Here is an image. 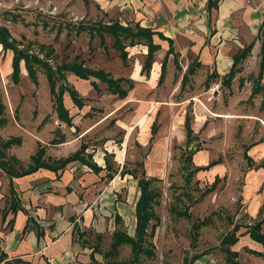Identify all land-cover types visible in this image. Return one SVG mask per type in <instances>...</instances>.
<instances>
[{
  "label": "rangeland",
  "instance_id": "1",
  "mask_svg": "<svg viewBox=\"0 0 264 264\" xmlns=\"http://www.w3.org/2000/svg\"><path fill=\"white\" fill-rule=\"evenodd\" d=\"M100 7L92 0H0V29H4L12 38L11 43L18 56L22 57L18 63V82L14 84L9 78L13 51L4 49L0 44V170L3 173L6 174L5 167L15 172L25 171L32 164L30 156L37 150L40 151L41 161L54 162L55 158L49 154L46 143L50 145L70 135H77L83 122L84 127H91L85 135L88 137H81L86 147L100 145L109 139L112 141L107 142L108 148L110 144L121 140L122 131L115 126L114 121L124 115L122 103L106 90L103 82L92 76L87 80L76 78L73 73L60 67L62 64L80 61L89 69L102 68L116 76L118 64L113 59L117 51L111 47L113 38L104 33L103 43L100 44L94 26L117 19L104 12V7ZM124 49L127 52V65H130L133 62L131 51L129 46ZM161 59L162 56L158 61ZM183 63L177 53L168 55L162 79L151 90L150 97L155 98L159 104L156 106V115L150 118L149 134L157 117L159 119L152 139L142 146L136 141L132 142L124 150L123 170L135 172L138 178L143 168L145 175L151 178L150 187L159 192L153 206L154 217L147 227L149 233L151 225H154L152 235L146 237L151 244L149 248L152 255L141 254L135 264H264L253 254L245 253L246 249L238 248L234 255L227 256L223 251L226 246L221 244L222 237L232 231L233 226L237 227L235 235H238L244 231L245 226L256 223L255 220H247V215L243 213L241 194L246 183L243 176L252 170L255 172L259 167L264 168V150L263 157L257 162L250 161L245 151L253 141V128L243 119L241 123H230L231 120L220 125L214 124L215 129L223 132L219 133L223 136V142L218 148L202 150L200 131L203 128L188 143L184 138L179 141L176 139V124L171 121L176 108L172 101L183 98L186 93H198L208 85L206 79H193L190 76L193 72L186 73L182 79L186 71L182 69ZM25 66L30 68L31 76L27 74ZM47 74L51 76L54 90L62 91V102L71 115L74 132L59 121L52 110ZM255 77H243L249 81L247 87L250 93L245 99H238L239 109L232 111L257 110L252 97L256 94L264 97V91L257 88ZM243 79L238 80V89L243 85ZM90 80L97 84V91L91 88ZM67 88L75 90L82 107L77 108L71 102ZM220 88L229 90V84ZM220 88L214 89L215 93L209 94V97L213 99L218 96V92H222ZM189 101L185 106L188 112L191 111L192 103ZM13 137L19 138L17 144L12 142L9 146L3 145ZM203 155L211 160L224 158L226 162L224 171L215 176L216 181L212 187V173L207 169H198V166L207 163V160L202 161ZM105 158L113 168L120 170L112 154ZM138 162L143 167L136 166ZM136 178L130 177L117 189L114 193L116 201L126 200L129 206H133L138 195ZM101 180L107 184V178L103 176ZM99 192H94L97 195L94 201L95 216L99 223L96 220L95 226L87 228L76 226V241L81 247L91 249L98 264H129L132 256L127 244H120L113 257H105L103 254L110 247L114 230L133 236L132 213L130 211V216L124 221L115 220L112 217V197H103L100 207ZM262 215L264 204L258 212L259 217ZM227 247L233 251L231 246ZM261 252L264 253V246ZM210 258L213 262H209Z\"/></svg>",
  "mask_w": 264,
  "mask_h": 264
},
{
  "label": "crops",
  "instance_id": "2",
  "mask_svg": "<svg viewBox=\"0 0 264 264\" xmlns=\"http://www.w3.org/2000/svg\"><path fill=\"white\" fill-rule=\"evenodd\" d=\"M92 2L101 5L100 9L104 7L103 11L117 19L121 25L137 23L140 27L150 28L165 38L161 39L157 34L152 35L153 43L159 45V49L155 51L147 76L139 73L142 62L140 60L146 53L144 45L129 46L130 55L133 57L130 65L122 64L118 52L114 56L113 61L118 64L117 74L113 76L108 73L114 78L131 79L133 86L123 98H116L122 103L124 112L121 119L116 118L114 121L115 126L122 131L121 140L110 144L108 148L106 144L112 140L106 139L100 145H90L91 147L87 146L85 149L91 154V160L96 165L104 166L103 155L106 151L112 154L116 167L119 166L121 169L126 146L129 147L130 143L135 141L142 146L151 137L150 118L156 115V106L159 104L155 98L150 97V94L159 84H157L160 65L158 58L163 57L168 49L167 40L171 41L173 52L183 60L182 69L192 65L193 73L190 76L193 79L208 80V85L198 93L189 95L186 93L183 98L172 101L176 108L171 118L176 124L175 131L178 133L176 139L178 141L185 139L183 121L185 106L190 99L191 129L193 136L201 132L202 150L221 147L223 136L219 133L223 132L213 127L215 123L220 125L231 120L230 123L234 121L241 123L243 119L253 128V141L247 145L249 147L245 151L246 154L251 162H257L263 157L264 107L260 106L262 94L252 97L257 110L251 109L250 112L232 110L239 109L238 99L239 101L245 99L250 93L247 87L249 81L243 77L256 76L259 70L261 40L264 38V0H216L215 7H207V0H92ZM248 45H251L248 53L233 66L232 57ZM231 68L232 76L226 83L224 79ZM240 79L244 81L238 89L236 85ZM228 84L229 90H221L222 85ZM259 85L264 88V65ZM217 88L223 93L219 91L218 96L211 99L209 94H214V89ZM137 90L143 91L136 92ZM226 92L227 95H224ZM239 94L240 97L237 98ZM83 123L77 135H70L50 145L46 143L49 154L55 160L66 157L80 144L85 145L81 137L87 138L85 135L91 127L90 125L84 127ZM158 123L157 117L156 128ZM201 128L203 129L199 132ZM72 131L74 132L75 128H72ZM201 159L207 160L202 166L211 160L204 155ZM211 161L215 163L207 170L212 176L217 177L224 171L225 159L219 160L217 157ZM104 174V170L94 173L86 165L77 162H70L56 172L38 168L19 177H10L0 170V264H6V261L13 259L19 260L22 264H98L91 249L81 247L74 234L76 226L87 228L95 226L96 220L98 221L94 205L97 195L95 196L94 192L100 191L99 206L103 197L109 199L112 197V217L118 215L124 221L130 216L131 211L134 225V204L137 199L136 197L133 206H129L126 200L118 202L114 198L117 189L131 177L129 174L116 173L107 180V184L101 180ZM263 176L264 168L260 167L255 172L252 170L248 175L245 174L243 177L246 183L241 196L242 211L247 215V220L259 221L260 230L264 234L262 219L264 215L258 216L264 204ZM244 231L239 232L231 249L234 252H238V248L246 249L245 253L253 254L263 263L262 256L250 252H261L262 245L252 240ZM90 254L94 259L92 262ZM209 262H213L211 258Z\"/></svg>",
  "mask_w": 264,
  "mask_h": 264
},
{
  "label": "trees",
  "instance_id": "3",
  "mask_svg": "<svg viewBox=\"0 0 264 264\" xmlns=\"http://www.w3.org/2000/svg\"><path fill=\"white\" fill-rule=\"evenodd\" d=\"M216 0H207V7H215ZM95 30L98 33L99 37V43H103V34H109L113 38V42L111 47L118 52V56L120 60L122 61L123 65H127V52L125 51L126 46H133L136 44H141L146 47V53L143 56V60L141 62V67L139 73L141 75L147 76L150 65L153 61L154 53L157 49H159V45L153 43L152 35L157 34V36L161 39H165L160 33L154 32L150 28L146 27H140L137 23H133L132 25H121L116 20L108 22L106 24H98L95 25ZM167 40V39H166ZM169 47L164 53L160 65H159V76L157 84L160 83V80L162 79V74L165 68V62L169 54H172L173 48L171 45V41L167 40ZM12 38H10L4 29H0V44L5 49H11L13 51V56L11 58V72L9 74V78L11 79L12 83L18 82V75H19V59L22 57L18 56L15 46H13ZM251 45L246 46L243 48L239 53L235 54L232 57V64L238 62L241 58L245 57V55L248 53ZM264 38L261 40V61L259 65L258 73L255 77V82L257 85V88H261L264 91V88L259 85V78L260 73L263 69V58H264ZM24 57V56H23ZM195 65V64H194ZM62 69H65L67 71H70L75 75L76 78L87 80L88 77L92 76L96 78L98 81L103 82L106 86V90L113 94L116 98L120 99L123 98L127 91L132 88L133 81L128 78L123 77H112L108 72H105L103 69L100 68H94L89 69L86 66L83 65L82 62H71L70 64H62L60 66ZM27 74L31 76V70L28 66H25ZM57 69V68H56ZM193 72L192 65H188L186 68L185 73L182 76V79L186 76V73L191 74ZM232 76V68L225 76L224 81L226 83L229 82V79ZM47 82H48V90L50 94V101H51V107L53 112L56 115V118L64 122L66 126H71V117L68 114L67 108L63 105L62 102V91L61 90H54V83L51 79V76L49 74L46 75ZM181 79V80H182ZM89 84L91 88L94 91L98 90L97 84L90 80ZM69 95V98L71 102L77 107H82V103L80 98L76 95L75 90L73 89H66ZM261 107H264V97L262 99V102L260 104ZM1 109V106H0ZM191 121L192 116L190 112L185 111L184 115V121H183V129H184V136H185V142L188 143L190 139L192 138V129H191ZM156 126L153 124L150 128V134L151 137L149 138V141L152 139V135L155 133ZM19 138L13 137L6 140L3 145L9 146L13 143H18ZM55 143V142H54ZM86 146L84 144H80L79 147L67 155L64 158L56 159L54 162H48V161H41L40 160V151L37 150L33 155L30 156V160L32 161V164H30L27 169L23 172H15L13 169L4 168V171L6 174L10 177H19L25 174H29L37 170L38 168H46L51 171H58L61 170L66 164L70 162H77L82 165H86L89 167L94 173H98L100 170H104L105 174L104 177L107 179H110L114 174L118 173L119 175L123 174H129L131 177L136 178V173L133 171H124L123 165L121 169L118 171L116 168L112 167V164L109 163L106 160V156L111 155L110 153L104 152V166L100 167L96 165L91 160V154L85 152ZM215 162L211 161L205 166H198V169H207L211 165H213ZM136 166L143 167L142 163H135ZM216 181V177L213 179V182L211 183L212 187L214 185V182ZM151 178H148L145 175V172L142 168L139 177L136 178V187L138 189V196L134 204V216H135V225L133 230V236L128 235L126 232H123L121 230H114L111 235V243L109 249L104 252L105 257H113L116 254L117 247L120 244H127L130 247V252L132 258L128 261L129 264H135L140 257V255H146L151 256L152 250L150 247V243L146 240V237H149L152 235L153 227L154 225H151L149 233H147V227L149 226L150 220L154 217L153 212V206L157 202V198L159 197V192L153 188L150 187ZM12 207V206H11ZM13 210V209H12ZM115 220H119V216H114ZM264 220V216L262 218ZM203 221V220H202ZM200 221L199 223H202ZM233 230L229 233H226L222 239L221 244L226 247L223 248V251L226 253V255H234L235 252L228 250L227 246L233 245L237 240V235H235V231L237 230L236 226H233ZM24 230V229H23ZM244 233H247L249 237L254 240L255 242H258L262 246H264V234L260 230V222H256L252 225L245 226ZM146 245V246H145ZM251 253H254L256 255L262 256L264 258V254L261 252L256 251H250ZM196 257V256H194ZM90 261H94L92 255L90 254ZM6 264H22L19 260L13 259L11 261H6Z\"/></svg>",
  "mask_w": 264,
  "mask_h": 264
}]
</instances>
